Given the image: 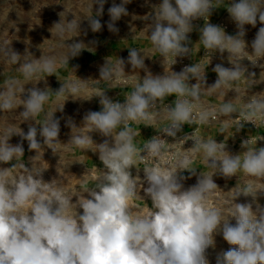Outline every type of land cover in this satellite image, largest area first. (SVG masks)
I'll return each instance as SVG.
<instances>
[{"label": "clouds", "instance_id": "clouds-1", "mask_svg": "<svg viewBox=\"0 0 264 264\" xmlns=\"http://www.w3.org/2000/svg\"><path fill=\"white\" fill-rule=\"evenodd\" d=\"M106 2L91 0L88 5L83 19L93 33L102 29L98 17L102 16ZM129 3L131 0L113 2L108 9L110 32L118 34L116 22L129 15L126 8ZM145 3L151 8L142 17L150 21L147 26L150 51L158 53L164 69L170 65V71L153 75L145 64V58L152 56L135 47L128 48L127 61L118 57L113 63L106 58L99 67V79H90L97 86L101 82L113 85L124 78L126 63L133 72L138 70L139 82L123 102L113 101L106 90L81 95L89 80L76 75L78 79L74 81L59 79L58 67L68 68L70 59L85 50L94 52L93 46L98 44L96 40L66 43L81 33V19L74 16L68 21L67 9L59 13L60 20L50 29L52 38L67 49L59 57L45 56L42 52L37 59L27 49L21 55L12 48L13 40L0 41V57L5 66L19 63L15 71L24 81L5 76L4 71L0 111L11 112L22 106L21 123L28 122L26 133L19 126L0 127V165L15 161L10 167H0V264H209L208 249L215 247L216 234H222L229 245L236 246L218 253L216 264H264V206L258 202V197L264 196V146L257 147V141H264V135L243 140L241 148L246 150L240 154L229 153L226 142H217L213 136L205 139L190 133L178 138L185 124L211 127L219 123L218 133L233 135L231 129L239 132L245 123L257 128L264 123V96L252 95L239 107L233 100L225 102L229 91L237 93L239 98L241 83L249 90L264 81V63H260L264 61V0H229L227 4L225 0H162L158 4L145 0ZM94 4L98 6L95 13ZM220 7H225L235 22L238 29L235 35L209 22L213 11ZM200 19L204 21L203 26L195 25L194 21ZM10 23V28L19 32L16 22ZM258 23L261 26L249 52L244 39L245 26L256 27ZM194 30L199 32L198 42L205 50L204 56L209 57L208 64L196 62L179 72L172 71L177 58L192 57L189 34ZM67 34L71 38L66 39ZM225 51L229 53L232 67L216 64L212 71L217 79L206 86V68L211 56ZM244 59L262 69L259 80L255 72L245 75L248 68L241 63ZM78 67H71L74 74ZM139 70L146 73L143 78ZM53 75L62 82L55 91L47 83V77ZM193 79L196 83L190 84ZM41 81L45 86L36 87ZM29 83L33 87L26 89ZM212 95L224 98L218 108L205 106L203 98ZM170 96L175 97L174 101L165 103ZM69 97L73 100L99 98L101 110L86 112L80 126L69 117L66 127L71 129V137L63 144L58 138L60 119L54 113L63 112ZM49 102L55 106L54 110H46ZM41 115L43 119H38ZM157 121H167V124L155 127ZM133 123L152 126L176 142L169 143L161 135H155L137 147L135 138L140 131ZM92 133L105 139L97 143ZM38 134L43 143L38 141ZM14 135L21 138L15 145L9 143ZM25 140L29 151L36 152L30 157L31 168L23 162ZM189 140L193 141L192 147L176 151L177 143L183 141L184 145ZM61 145L68 150L79 148L98 153L103 167L96 169L91 186L71 192L65 190L60 179L44 181L43 173L49 164L47 167L39 164L43 149L46 146L56 156ZM197 156L211 171L197 175V167L192 166ZM139 164L144 165L148 185L143 191L151 199V207L146 211H141L135 203L142 199L139 193L143 185L131 169L135 167L139 173ZM185 170L190 176L183 175ZM56 171L60 174L57 166ZM239 173L245 177L242 186ZM214 175L225 179L238 177L236 186L228 191L231 196L218 198L215 206L211 201L220 188ZM191 176H196L197 182L185 189L183 182ZM73 196L78 197L75 203H72ZM241 196L251 197V202H236ZM77 207L83 210L82 214L77 213ZM231 219L235 220L234 225Z\"/></svg>", "mask_w": 264, "mask_h": 264}, {"label": "rangeland", "instance_id": "rangeland-1", "mask_svg": "<svg viewBox=\"0 0 264 264\" xmlns=\"http://www.w3.org/2000/svg\"><path fill=\"white\" fill-rule=\"evenodd\" d=\"M113 2L119 4L121 0H107L104 5V12L102 16L98 17L102 24V29L99 32L93 33L90 28H88L87 21L84 20V16L87 15L88 5L91 3V0H0V41L8 40L12 41V48L16 50L18 53L23 55L25 50L27 49L31 52L35 58H39L42 55L45 56H56L64 54L67 49L60 47V41H58L55 37L52 38V33L50 29L54 25L55 22L60 20L59 13L65 11L67 9L69 13H67L66 19L71 21L75 17L77 19H81V33L77 37H72L71 34L66 35V39L71 38L66 41V43H71L74 40H82L85 43H88L90 40L98 41L97 45H94V52L83 51L78 57L72 58L69 60V67L63 68L58 67V76L59 79L63 81L68 80H77L78 78L82 80H89L86 87L83 89L81 95L88 96L91 95L95 90H106V94L110 96L113 101H121L124 94L130 90H133V85L139 82L138 70L137 72H133L130 64H125V77L119 81H116L113 85H110L108 82H101L98 86L95 85L90 79L95 80L99 79V67L105 62V59H110L113 63L119 58L125 59L127 61L128 57V48L135 47L142 51H144L147 55L152 56L151 58H145V64L148 69L152 72L153 75H163L164 71H170V67L164 66L161 62V58L158 53H154L151 50L152 45L148 39L147 26L150 21H145L142 19L143 16L148 14L151 11L149 5H146L145 0H131V3L126 5L127 11L129 15L122 16L119 21L116 22V27H118V34H114L110 32L107 28V22L110 20L108 15V9L112 6ZM162 2V0H149V4H158ZM229 0H225V4H227ZM97 5H93V13H95ZM227 11L225 7L217 8L213 11L209 22L213 23L220 16L224 15V12ZM75 16V17H74ZM225 16V15H224ZM136 17V18H134ZM10 21H15L17 27L19 28V32H16L14 28L11 27ZM230 21V32L229 35H235L238 31L235 22L229 16ZM202 22V23H201ZM197 22V24L201 23L203 26L204 21ZM261 25L258 23L256 27H252L251 25H246V35L244 37L246 44L248 45L247 50L249 52L252 51L251 43L255 38V35L258 31V28ZM84 29H87V35H84ZM136 35V38L133 36ZM192 41L191 47L193 46V54L195 55V61L201 63L202 65H207L209 62V57L204 56V49L199 41V32L196 31L193 33L190 38ZM43 43V44H42ZM41 45V49L38 46ZM229 53L225 51L222 55L219 52L214 53L211 56L210 63L206 68V78L207 84L206 86L212 85L216 79L217 74L212 71L213 67L216 64H222L224 67L231 68L232 65L228 61ZM241 63L248 68V73L255 72V78L259 80L260 72L262 69L260 67H253L251 62L247 59L241 61ZM260 63H264V61H260ZM74 65H79L76 73L74 74L71 70V67ZM4 59L0 57V84L3 83L5 76H11L15 79L21 80V83H24L22 76L15 71V67H19V63L17 65H9L5 70ZM5 71V73H4ZM140 71V76L143 78L146 73L143 70ZM172 71L179 72L181 70L177 68H172ZM5 74V76L3 75ZM78 77H76V76ZM127 79L128 86L122 84V80ZM58 80V78L53 75L47 77L48 87L52 88L54 91L58 90L61 87L62 82ZM196 81L193 79L190 81V84H194ZM36 87L43 88L44 82H39ZM33 85L31 83L26 84L25 88H31ZM109 87H113V89H109ZM240 94L239 98H236L237 93L234 91H229L225 96V102L229 100H233V102L239 107L240 105L247 102V100L255 94L264 96V81L255 84L251 89H247V87L241 83L240 85ZM3 89H0L2 91ZM23 98V95L22 97ZM55 99V97H53ZM175 97L170 96L166 98V102L169 104L174 101ZM205 106H213L218 108L219 105L223 102L224 98L219 95H212L203 98ZM54 105L49 102V104L45 105L46 110H54ZM22 106L13 110L11 112H2L0 111V127L5 125H14L16 127H20L25 133L28 130V122H22L21 117L19 116V112L22 111ZM100 111L101 105L99 104V98H92L91 100H73L71 97L67 101H65L63 112L57 110L54 113L56 118L60 119V133L59 140L61 143L66 144L70 140L71 137V129L66 127V120L70 117L72 118L77 126L82 124L83 116L88 111ZM236 114H233V118H235ZM38 119H43V115L38 117ZM221 119H225L221 117ZM167 121H157L155 127H160L163 123ZM34 123V122H33ZM132 126L139 132L135 138V143L137 147H141L147 140L151 139L153 135L156 133V129L152 126H144L143 123L135 124ZM39 129L40 126L36 125ZM220 127L219 123H216L213 126L207 125H189V127L185 128L183 131L184 134L195 133L200 135L203 138H208L209 136H213L217 142H226L227 148L226 150L231 154H240L246 149L241 148V143L243 140L253 137V139H257L260 136L264 135V123H261L257 128L252 123H245L244 127L237 132L235 128L231 129L232 133L220 134L218 133V129ZM79 131V130H77ZM86 132V129H84ZM93 139L100 143L103 141V137H101L98 133H92ZM232 135V136H231ZM38 141L43 143V138L37 136ZM169 143H174L176 141L166 139ZM21 138L19 136H13L9 143L15 145L20 143ZM193 146V141H186L183 145V141L177 143L175 145L176 151H183L184 149H188ZM264 146V141H257V147ZM24 147V156L23 162L26 167L31 168L30 157L36 155L35 150L29 151L28 142L23 141ZM44 155L43 159L39 161L44 167H47L49 164V168L44 171L43 179L45 182H50L53 178L60 179L62 186L65 190L75 192L77 190H82L84 187H88L92 185V178L96 175V169L103 167L102 163L99 161L98 153H92L90 150L83 151L79 148H72V150H68L65 146L61 145L58 155L54 156L52 151L48 149L46 146L43 149ZM60 157V159H59ZM59 160V162H58ZM79 161V162H76ZM74 162V163H73ZM12 163L15 161L6 164L0 165V167H10ZM83 163V164H82ZM58 164V165H57ZM56 166L58 167L60 174L56 171ZM140 168L139 173H137V169L133 167L131 169L133 176L139 175L141 183L143 187H141L139 195L142 197L141 200L135 201L136 204L139 205L141 211H146L148 206L151 207V199L145 195L143 188L147 187V182L144 178L143 166L142 164L138 165ZM193 167H197V175L202 172H209L211 169L205 167L202 163V158L197 156L194 158ZM88 169V172H87ZM17 172L19 169L16 170ZM184 176H190V173L185 170L183 173ZM239 178L241 182V186L245 177L243 173H239ZM214 181L217 183L218 189L212 198V205L215 206L216 200L228 198L231 196L230 191L232 188L236 186L238 177H232L231 179H225L220 175L213 176ZM249 180L253 178H248ZM197 182L196 176H191V178L186 179L184 183V188L195 185ZM264 182V181H262ZM87 198V194H85ZM78 197L73 196L72 203L77 201ZM236 202L238 203H247L251 202V197H239ZM258 202L264 206V196L258 197ZM255 209V205L253 206ZM78 214H82L83 210L77 207L76 209ZM230 223L235 224V220L231 219ZM215 247L208 249V260L209 264H216V255L220 252L227 251L231 247H236L229 245L222 237V234H216L214 236Z\"/></svg>", "mask_w": 264, "mask_h": 264}, {"label": "built area", "instance_id": "built-area-1", "mask_svg": "<svg viewBox=\"0 0 264 264\" xmlns=\"http://www.w3.org/2000/svg\"><path fill=\"white\" fill-rule=\"evenodd\" d=\"M225 15V16H224ZM224 15L220 16L218 19H216L212 24H215V25H219L221 27L224 28L225 32L228 34L230 32V21H229V13L227 11L224 12ZM201 21H203L202 19L200 20H197V21H194V24L195 25H198V26H201ZM197 22H201L199 24H197ZM196 30H194L192 33L189 34V37L191 38L193 33H195ZM191 47V46H190ZM193 47V46H192ZM205 53V50L203 51ZM195 61V55L192 53V57H184V58H177V63L175 65L172 66V68H177L179 70H182V68L186 65H191L193 64ZM161 62H162V58H161ZM168 68L170 67V65L167 66ZM125 80L127 81V79H124L122 80V84L128 86V83H125ZM132 90L126 92L123 96V98L121 99L120 102H123L124 101V98L127 94H129ZM165 103H169V102H166L165 100ZM167 122L166 123H163L160 127H164L166 126ZM189 127V125L185 124L183 126V130L182 132L178 133V138L182 137L183 136V131L185 130V128ZM161 135L162 138L164 139H170V140H173V141H176L174 138H171V137H167L166 135H163L161 133H158L156 131V133L153 135ZM143 165V164H142Z\"/></svg>", "mask_w": 264, "mask_h": 264}]
</instances>
